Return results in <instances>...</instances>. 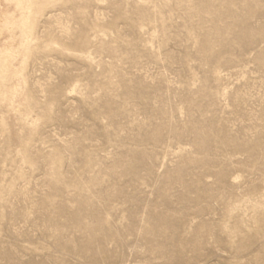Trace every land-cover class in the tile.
<instances>
[{"label":"rangeland","instance_id":"374dc122","mask_svg":"<svg viewBox=\"0 0 264 264\" xmlns=\"http://www.w3.org/2000/svg\"><path fill=\"white\" fill-rule=\"evenodd\" d=\"M0 264H264V0H0Z\"/></svg>","mask_w":264,"mask_h":264}]
</instances>
